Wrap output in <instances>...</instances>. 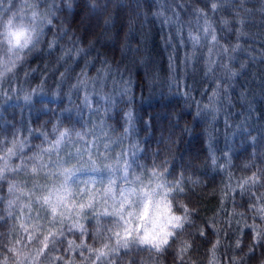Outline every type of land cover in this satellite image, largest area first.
<instances>
[{"label":"trees","instance_id":"trees-1","mask_svg":"<svg viewBox=\"0 0 264 264\" xmlns=\"http://www.w3.org/2000/svg\"><path fill=\"white\" fill-rule=\"evenodd\" d=\"M184 2L35 0L53 23L45 29L40 50L21 62L14 77L0 80V141L26 140L25 152L35 155L54 143V129L80 132L83 140L73 136L74 143L62 146L59 155L44 153L45 162L87 147L96 155L114 158V178L120 187L133 185L120 180L123 161L131 165L128 179L136 183L137 177L155 185L161 183L153 175L156 171L168 185L182 186V192L173 193L174 203L193 209L196 228L215 220L216 227L224 233L217 264H228L229 257L238 264H261L264 249L257 246L255 259H251L253 253L247 247L240 252L232 245L237 238L251 243L243 235L238 215H247L248 197L235 195L237 185L264 167V143L257 144L252 139L255 136L260 141L264 135V0H245L244 26L236 25L244 33L239 40L235 30L217 28L221 45L227 47L226 42H230L241 47L230 53L235 59L229 67L239 73L231 87L222 82L223 72L207 71L209 60L219 64L217 50L209 51L210 38H202L193 55L188 34H197L198 28L189 7H176ZM204 2L199 0L195 6ZM17 3L13 0L11 7ZM173 12L181 14L182 24L175 39L177 23ZM230 12L224 15L232 22L236 12ZM165 18L174 22L169 24ZM215 20L218 23L220 16ZM53 40L55 44L49 48ZM72 48L84 51L73 52L69 58L65 53ZM78 78H86L88 84L77 94L71 85ZM217 90L213 112L211 106L205 105H210L209 98ZM26 95L29 100L24 99ZM13 163L20 161L14 159ZM28 179L16 177V182L23 186ZM6 198L14 199L5 187L0 190V215L7 218V223L0 220V238L11 242L27 216L16 220L14 227ZM23 207L21 197L15 201L13 215ZM196 228H190L182 239H195ZM237 228L240 232H236ZM228 235H232L231 241ZM209 247L203 237L195 240L185 264H209ZM178 250L179 244L155 264H173ZM140 260L142 264H153L148 252Z\"/></svg>","mask_w":264,"mask_h":264},{"label":"snow or ice","instance_id":"snow-or-ice-1","mask_svg":"<svg viewBox=\"0 0 264 264\" xmlns=\"http://www.w3.org/2000/svg\"><path fill=\"white\" fill-rule=\"evenodd\" d=\"M7 2L8 0H0V11L3 10L2 5ZM198 3L199 0H185L184 3L176 4L177 8L189 7L195 17L198 32L195 35L192 32L188 34L193 55L201 39L210 38L212 47L209 51L211 53L212 49L217 50L215 54L219 55V64L209 60L207 71L223 72L225 80L222 82L231 87L239 73L229 67L230 62L235 59L230 53L241 50V47L239 43L232 46L230 42H226L229 45L227 47L221 45L216 31L217 28L220 31L235 30L238 40L243 36L242 29L237 28L236 25L244 26L243 14L247 11L245 0H235L234 3H230V0H205L201 6H195ZM230 10L236 12V18L232 22L224 15L226 12L231 14ZM180 15L179 12H173V18L177 23L173 39L182 31ZM216 16H220L218 23L215 20ZM165 19L169 24L174 22L172 18ZM52 23L51 21L50 25ZM64 35L68 33L65 31ZM54 44L55 40L51 41L48 47L51 48ZM82 51L84 50L72 48L65 55L71 58L73 52L79 54ZM240 68L244 69L245 65L241 64ZM60 76L64 77V73H60ZM87 84L86 78H78L77 83L71 87L78 94L80 88L86 87ZM218 95L219 91H214L209 98L210 105H205V108L211 106L212 111L215 112ZM87 102L85 97V103ZM128 119H132L131 112L128 113ZM54 131L57 132L54 143L48 148H41L35 155H28L25 152L28 147L26 140L13 139L8 143L0 141V153H2L0 154V190L6 187L9 196L14 198H6L14 227L16 220L21 216H27V220L19 223V231L14 234L11 242L0 238V264H123L124 261H127V264H142L140 257L144 252L149 253L150 261L155 264L177 244L179 250L173 258V264H176L177 260L180 264H185L186 255L194 248L195 240L201 237L210 245L209 264H217V251L221 246L220 237L224 233L216 227L215 220L211 223L204 222L203 227L196 228L193 209L187 205L182 206L178 215L173 212L175 199L173 193L183 191L180 184L168 185L163 182L162 176L154 171L155 178L161 180L156 188L167 189L166 191L157 192L155 189L143 186L120 187L114 178L113 164L109 162V158L103 154L96 155L87 147L83 150L76 148L74 153L68 151L66 157L45 162L44 153L56 152L59 155L62 146L74 143L73 136L80 140L84 139L80 132H75L71 128L64 131L54 129ZM42 135L47 137V134ZM252 139L257 144L264 143V135L260 141H257L255 136ZM14 159L20 163H13ZM123 164V175L120 180L125 184H135V181L128 179L131 175L129 171L131 165L127 161H123ZM162 172L163 168L160 169V173ZM85 173L90 174L89 179H80ZM16 177L29 179L22 186L16 182ZM40 179L44 180L43 184L39 183ZM137 180L140 185L143 184L140 177H137ZM237 187L239 191L235 193L236 196L248 197L247 215L244 213L238 215L243 222V235L251 243L237 238L232 246L240 252L247 247L248 251L253 253L250 258L255 259L257 246L264 249V191H262L264 167L241 180ZM157 196L160 198L157 199ZM21 197L24 207L13 215L15 201ZM160 216L164 217L165 223L159 221ZM0 220L7 223V218L2 215ZM147 223L159 225L158 230L156 227L147 228ZM190 228H196L195 239H182L189 233ZM236 232H240V229L237 228ZM228 240H232V235H228ZM228 264H238V262L229 257ZM261 264H264V259Z\"/></svg>","mask_w":264,"mask_h":264},{"label":"clouds","instance_id":"clouds-1","mask_svg":"<svg viewBox=\"0 0 264 264\" xmlns=\"http://www.w3.org/2000/svg\"><path fill=\"white\" fill-rule=\"evenodd\" d=\"M12 4L13 0H8L0 11V80L14 77L21 62L40 50L45 29L52 21L47 11L36 6L35 0H18L15 7H11ZM24 99L30 97L26 95ZM182 206V203H173V212L178 215ZM158 219L166 222L163 216ZM146 227L158 229L159 225L147 223Z\"/></svg>","mask_w":264,"mask_h":264},{"label":"rangeland","instance_id":"rangeland-1","mask_svg":"<svg viewBox=\"0 0 264 264\" xmlns=\"http://www.w3.org/2000/svg\"><path fill=\"white\" fill-rule=\"evenodd\" d=\"M96 143H99V141H97ZM93 146H94V145H93ZM106 152H108V151H106ZM93 153H94V152H93ZM85 159H87V156L85 157ZM109 162L112 163L113 166H114L115 160H114L113 157H110ZM89 176H90L89 173H85V174H83V175L80 177V179H82V180H87V179H89ZM39 183L43 184L44 181H43V182L39 181ZM139 186H143V187H145V188H152V189H155L157 192H160V190H158V189L156 188V185H155L154 183H150V181H148V180H145V181L143 180V184H142V185H140V182H137V183L133 184L131 187H139ZM81 187H82V185H81ZM206 193H209V192H206ZM206 193H205V194H206ZM159 198H160V197L157 196V199H159Z\"/></svg>","mask_w":264,"mask_h":264}]
</instances>
